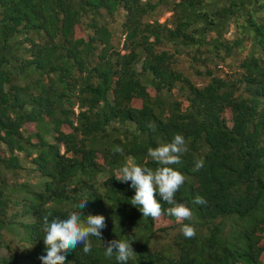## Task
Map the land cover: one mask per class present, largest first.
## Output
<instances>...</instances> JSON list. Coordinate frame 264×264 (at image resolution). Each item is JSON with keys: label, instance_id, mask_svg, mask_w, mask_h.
I'll return each mask as SVG.
<instances>
[{"label": "trees", "instance_id": "16d2710c", "mask_svg": "<svg viewBox=\"0 0 264 264\" xmlns=\"http://www.w3.org/2000/svg\"><path fill=\"white\" fill-rule=\"evenodd\" d=\"M246 51L240 78L207 67L198 84L179 68L186 52L231 69ZM176 134L188 148L171 167L185 176L175 199L193 212L190 239L162 199L175 224L157 229L131 204V182L115 179L129 159L159 167L148 149ZM28 168L37 182H18ZM70 211L103 215L104 241H132L127 264H264V0H0V264H18L2 253L7 235L46 255L42 217ZM90 239L91 253L80 245L64 264H120Z\"/></svg>", "mask_w": 264, "mask_h": 264}, {"label": "clouds", "instance_id": "9594fccd", "mask_svg": "<svg viewBox=\"0 0 264 264\" xmlns=\"http://www.w3.org/2000/svg\"><path fill=\"white\" fill-rule=\"evenodd\" d=\"M146 126L152 128L151 123ZM117 151L122 153L123 149L117 148ZM187 151L184 136L176 134L171 142L148 149V156L160 165L159 167L153 170L133 163L129 159L116 170L115 179L122 183L131 182V187L135 189L131 204L141 211L143 218L159 219L164 214L162 199L169 205L166 210L167 214L175 217L176 221L181 224L179 230L182 235L190 239L196 235L195 227L191 223L183 222L192 221L193 212L186 204L178 203L175 199L176 193L185 183V176L171 167V165L181 164V158ZM203 165V160L197 161L194 171H199ZM87 201L81 200L74 207L82 211L88 206ZM194 203L205 205L207 201L202 196H196ZM42 220L41 231L44 233L43 241L46 245V255L40 257L43 264H64L67 254L75 252L80 245L83 246L84 254L91 253L93 244L90 237L102 241L105 256L111 258L115 254L120 264H127L136 254L132 248V241L121 239L104 241L102 239V229L106 227V218L103 215L89 214L82 221L80 213L70 211L66 218L52 217L51 213H48L42 217Z\"/></svg>", "mask_w": 264, "mask_h": 264}, {"label": "rangeland", "instance_id": "374dc122", "mask_svg": "<svg viewBox=\"0 0 264 264\" xmlns=\"http://www.w3.org/2000/svg\"><path fill=\"white\" fill-rule=\"evenodd\" d=\"M170 15H167L165 17H163L160 22H164L166 18H168ZM121 21V17L117 18V23H119ZM117 25V24H114ZM119 32L121 31L118 30ZM235 32L236 29L234 27L231 28L230 33L228 34L227 38L229 40H233L235 38ZM78 35H82V31L79 29L77 31ZM123 40L124 38L121 36H117L114 39V44L115 45H120L122 46L123 44ZM247 45H250V43H247ZM166 50H169L171 53L175 54V48L172 46L170 48H166ZM246 52L241 53L239 56L234 57L230 60H228L227 62L232 66L231 69L223 66L222 64H220L218 67L214 66L213 64H211L210 66L207 65H203L201 63H194L193 59H192V54H189L186 52V54L179 56V68L180 70L184 71L186 75H188L195 83L198 84H202L205 80H208L206 77H204L205 75V71L207 69V67H209L210 70H213L214 73L219 74V75H223V76H227L229 79H234V78H240L243 75V71L240 69V63L241 61L244 59V57L246 56ZM196 70H199L201 72L202 76H197L196 74ZM23 166L24 168H27L29 165L27 163V161L23 160ZM98 166L102 167V170H106V167H104L103 164V160L100 159L98 161ZM18 182L20 183H36L37 179L35 178V174L33 171H30V169H25L23 171L20 172L19 177L17 178ZM20 211V213H22V206L15 208L11 211L10 216H12V214H14L15 212H18V210ZM21 216V217H20ZM19 218L17 219L18 222H25L28 221V218H26V216L24 215H20ZM23 216V217H22ZM175 222L173 223L172 221H167L166 219H164V217H160L159 219H156V228L157 229H162V228H168L172 225H174ZM178 231V230H176ZM174 232H170L169 236L164 235L162 233H158L155 236V240L159 241L158 244L153 242V247L158 248L162 245H164L166 242H169L172 238H173ZM6 241L9 245V249L7 250H3L2 253L4 255L10 256V254H12L10 252V250H13V253L18 255V264H37V263H41L39 255H38V251L36 250V248L34 246H31L29 244H24V243H19L17 241V239H15L14 237H11L10 235L6 236ZM262 243L264 244V233H263V241ZM262 259L264 260V255L262 257Z\"/></svg>", "mask_w": 264, "mask_h": 264}]
</instances>
